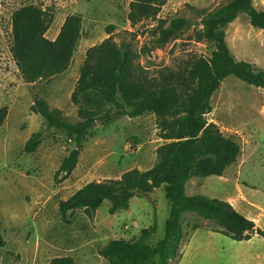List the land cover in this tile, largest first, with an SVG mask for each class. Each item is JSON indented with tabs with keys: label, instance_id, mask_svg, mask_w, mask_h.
Segmentation results:
<instances>
[{
	"label": "rangeland",
	"instance_id": "374dc122",
	"mask_svg": "<svg viewBox=\"0 0 264 264\" xmlns=\"http://www.w3.org/2000/svg\"><path fill=\"white\" fill-rule=\"evenodd\" d=\"M233 1L166 0L157 18L134 25L129 19L134 0H0V109L8 108L6 122L0 127V223L8 245L0 249V264H48L58 257H73L75 264H109L100 256L101 249L116 240L135 243L142 230L155 224L157 233L151 244L163 240L171 209L163 188L134 198L128 210L114 216L109 213V201L92 219L77 211L69 215L66 224L60 214L61 202L86 185L120 180L129 171H148L155 166L157 150L166 143L158 136L157 116L129 118L120 116L115 108H106L102 116L108 118L93 124L84 138L78 166L67 176L59 171L74 143L66 133L48 130L32 106L37 100L46 101L61 110L70 123H80L72 94L87 51L109 37L133 46L140 55L139 63L154 76L166 69L179 71L194 58H211L215 44L200 40L204 22ZM253 4L264 12V0H253ZM26 6L53 11L54 22L47 34L50 40L58 37L68 17L83 19L82 39L70 69L51 82L27 84L11 54L12 17ZM178 18L188 20L189 26L166 45L159 44L158 27L166 22L168 28ZM226 41L238 61L264 70V31L254 28L246 14L227 27ZM211 106L208 121L218 125L225 136L237 139L243 154L227 172L228 184L213 177L202 194L188 188L187 196L235 197L236 177H240L247 198L260 206L261 212L248 209L260 215L257 227L264 231V90L229 77L213 96ZM40 131L45 133L41 144L35 152H28L27 143ZM196 223L204 230L215 229L213 224L185 214V236L178 257L170 264H244L243 258L254 253L264 264V238L235 242L215 232L208 236L200 231L191 241L195 233L191 227Z\"/></svg>",
	"mask_w": 264,
	"mask_h": 264
},
{
	"label": "trees",
	"instance_id": "16d2710c",
	"mask_svg": "<svg viewBox=\"0 0 264 264\" xmlns=\"http://www.w3.org/2000/svg\"><path fill=\"white\" fill-rule=\"evenodd\" d=\"M165 3L166 0H134L129 19L134 25L155 19ZM240 14H246L254 28L264 31V12L254 7L253 0H235L204 22L200 40L215 44L212 57L194 58L179 71L166 69L151 75L139 63L138 51L125 41L118 44L113 37L90 48L71 99L78 107L80 123H70L61 110L46 101L37 100L32 106L33 113L43 119L48 130L66 133L73 141L75 148L59 171V175L67 176L77 168L84 138L93 124L97 119L108 118L102 116L106 108H115L120 116L129 118L157 116L158 136L166 143L157 150L158 160L152 169H135L120 180L90 183L60 204L61 218L69 224V215L77 211H84L92 219L104 202L109 201V213L114 216L128 210L134 198L161 188L165 190L171 209L163 240L156 246L151 244L157 233L155 224L142 230L135 243L112 241L99 252L109 264H170L178 257L185 236L182 226L185 214L213 224V232L235 242L250 241L256 235L264 238V231L230 203L186 194L190 181L223 177L243 154L237 139L225 136L218 125L207 119L213 110L211 100L215 93L229 77L264 90V70L258 71L254 64L238 61L226 41L227 27ZM53 22V11L39 6L22 7L13 14L11 54L27 84L51 82L64 75L74 61L83 35L82 17H68L58 37L50 40L47 34ZM165 24L162 22L158 27L162 45L187 28L189 21L178 18L168 28ZM113 29H108L110 36ZM7 116L8 108L0 109V127ZM44 134V131L35 133L26 150L35 152ZM201 228L196 223L191 232ZM6 247L0 223V249ZM49 264H75V259L58 257Z\"/></svg>",
	"mask_w": 264,
	"mask_h": 264
},
{
	"label": "crops",
	"instance_id": "0c3cea01",
	"mask_svg": "<svg viewBox=\"0 0 264 264\" xmlns=\"http://www.w3.org/2000/svg\"><path fill=\"white\" fill-rule=\"evenodd\" d=\"M243 166V165H242ZM235 166L231 167L234 168ZM241 167V166H240ZM230 170V168L226 171V173L224 174L223 177H217L219 178V180H221L222 182H226L228 184V179L226 178V174L227 172ZM236 173V172H235ZM239 175H241L242 173L239 171L238 172ZM238 175V176H239ZM213 177L204 179V180H200V181H195L192 180L190 181L187 186H186V194H187V190L188 188H191L192 191H194V193H197L198 191L200 192V194H202L203 189L205 188V184L208 182L209 179H211ZM236 196L232 197L231 195L226 196V198H224L225 202L230 203L239 213H241L242 215H244L245 217H247L248 219L254 221L256 223V225L259 227L260 226V215L258 213H254L251 210H249L248 208H254L258 211L261 212L260 206L254 202L253 200H249V198H247L246 193H245V189L243 188V183L241 184V179L240 177H236ZM198 180V179H197ZM262 215H264V209H262ZM200 231H205L206 234L208 236H210V234H215L213 231H208V230H204V229H200L198 231H196L194 233V235L191 238V241H193L197 236H199ZM258 236H254L249 242H253ZM248 242V241H247ZM8 245V244H7ZM261 258L257 253L251 254L250 256H245L243 258V263L244 264H261ZM49 264V263H48Z\"/></svg>",
	"mask_w": 264,
	"mask_h": 264
}]
</instances>
